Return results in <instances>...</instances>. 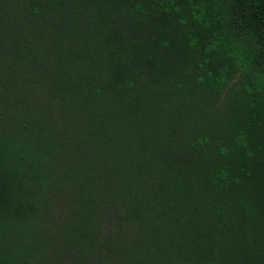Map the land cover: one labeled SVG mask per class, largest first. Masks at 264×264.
I'll return each instance as SVG.
<instances>
[{
    "label": "trees",
    "instance_id": "16d2710c",
    "mask_svg": "<svg viewBox=\"0 0 264 264\" xmlns=\"http://www.w3.org/2000/svg\"><path fill=\"white\" fill-rule=\"evenodd\" d=\"M0 264H264V0H0Z\"/></svg>",
    "mask_w": 264,
    "mask_h": 264
}]
</instances>
